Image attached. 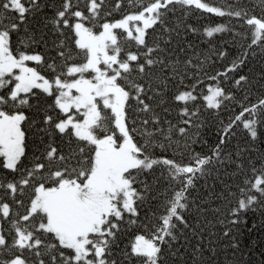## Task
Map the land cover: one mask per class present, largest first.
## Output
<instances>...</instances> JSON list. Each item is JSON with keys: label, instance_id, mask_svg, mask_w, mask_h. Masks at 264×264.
<instances>
[{"label": "snow or ice", "instance_id": "snow-or-ice-1", "mask_svg": "<svg viewBox=\"0 0 264 264\" xmlns=\"http://www.w3.org/2000/svg\"><path fill=\"white\" fill-rule=\"evenodd\" d=\"M0 264H264V0H0Z\"/></svg>", "mask_w": 264, "mask_h": 264}, {"label": "trees", "instance_id": "trees-1", "mask_svg": "<svg viewBox=\"0 0 264 264\" xmlns=\"http://www.w3.org/2000/svg\"><path fill=\"white\" fill-rule=\"evenodd\" d=\"M213 2H219V0H213Z\"/></svg>", "mask_w": 264, "mask_h": 264}]
</instances>
